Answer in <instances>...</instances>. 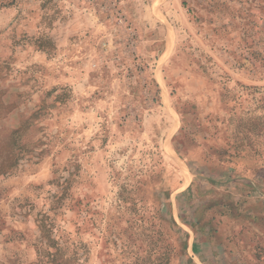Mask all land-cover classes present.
<instances>
[{
	"label": "rangeland",
	"instance_id": "1",
	"mask_svg": "<svg viewBox=\"0 0 264 264\" xmlns=\"http://www.w3.org/2000/svg\"><path fill=\"white\" fill-rule=\"evenodd\" d=\"M264 264V0H0V264Z\"/></svg>",
	"mask_w": 264,
	"mask_h": 264
},
{
	"label": "trees",
	"instance_id": "2",
	"mask_svg": "<svg viewBox=\"0 0 264 264\" xmlns=\"http://www.w3.org/2000/svg\"><path fill=\"white\" fill-rule=\"evenodd\" d=\"M39 247L37 248L38 264H71L70 258L65 254L67 246L52 236L53 229L51 221L43 216L39 219Z\"/></svg>",
	"mask_w": 264,
	"mask_h": 264
}]
</instances>
